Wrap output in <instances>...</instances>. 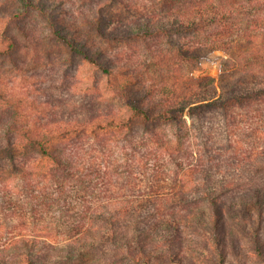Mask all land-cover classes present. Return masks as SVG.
I'll list each match as a JSON object with an SVG mask.
<instances>
[{"label":"trees","instance_id":"obj_1","mask_svg":"<svg viewBox=\"0 0 264 264\" xmlns=\"http://www.w3.org/2000/svg\"><path fill=\"white\" fill-rule=\"evenodd\" d=\"M50 21L104 93L54 116L0 86V264L83 262L99 245L114 264H184L194 236L217 264H264V0H102L85 38ZM10 23L0 59L16 69ZM215 51L218 77L197 76Z\"/></svg>","mask_w":264,"mask_h":264},{"label":"rangeland","instance_id":"obj_2","mask_svg":"<svg viewBox=\"0 0 264 264\" xmlns=\"http://www.w3.org/2000/svg\"><path fill=\"white\" fill-rule=\"evenodd\" d=\"M49 11L43 14L40 11L27 8L19 0H0V27L7 21L10 30L21 42L17 49L18 67L14 69L8 61L0 59V81L1 87H8L10 94L23 95L30 100L39 103L56 104L54 116H64V103L74 102L78 107H83L91 96L84 94L81 90L96 84L104 91V80L90 65L83 62L78 56H71L69 51L54 43L52 30L50 28L51 18L61 24V27L73 36L85 38L88 30L81 22L82 15H89L95 11L97 2L102 0H34ZM142 5L149 0H130ZM116 3L107 8L111 14ZM114 8V9H113ZM15 13L19 16H13ZM2 21H5L2 23ZM32 34L39 39L36 44L27 41L21 32ZM229 54L215 51L201 60V71L195 74H206L217 78L222 60L228 58ZM92 91V90H91ZM104 93V92H103ZM105 95V94H104ZM36 116V115H35ZM264 170V169H263ZM247 178H252L251 172H246ZM188 234V233H186ZM242 251L248 250L247 240L241 239ZM184 248V264H217L219 262L216 253L213 261L202 250L200 240L194 236L192 241H186ZM109 246H96L82 262L70 264H114L108 255L111 251ZM249 252V251H248ZM228 264H262L253 256L235 257L229 252Z\"/></svg>","mask_w":264,"mask_h":264}]
</instances>
